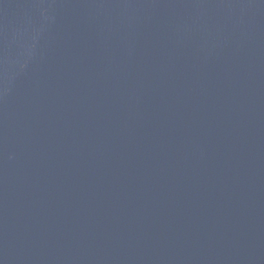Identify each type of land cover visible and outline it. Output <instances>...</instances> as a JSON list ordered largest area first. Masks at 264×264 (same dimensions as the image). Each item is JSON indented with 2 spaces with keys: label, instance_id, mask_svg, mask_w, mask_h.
Segmentation results:
<instances>
[{
  "label": "water",
  "instance_id": "1",
  "mask_svg": "<svg viewBox=\"0 0 264 264\" xmlns=\"http://www.w3.org/2000/svg\"><path fill=\"white\" fill-rule=\"evenodd\" d=\"M0 264H264V0H0Z\"/></svg>",
  "mask_w": 264,
  "mask_h": 264
}]
</instances>
